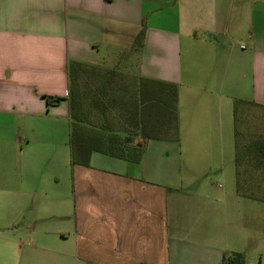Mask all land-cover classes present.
I'll return each mask as SVG.
<instances>
[{"label": "crops", "instance_id": "crops-1", "mask_svg": "<svg viewBox=\"0 0 264 264\" xmlns=\"http://www.w3.org/2000/svg\"><path fill=\"white\" fill-rule=\"evenodd\" d=\"M100 52L127 56L113 71L135 94L140 78L177 88L176 138L134 137L138 162L71 163L68 64L110 71ZM234 102L264 110V0H0V264H264L243 204L264 206V170L238 188ZM232 160L217 195L208 173Z\"/></svg>", "mask_w": 264, "mask_h": 264}, {"label": "trees", "instance_id": "trees-1", "mask_svg": "<svg viewBox=\"0 0 264 264\" xmlns=\"http://www.w3.org/2000/svg\"><path fill=\"white\" fill-rule=\"evenodd\" d=\"M141 37L140 33L136 43ZM79 78L88 86L85 93L78 87ZM136 87L135 94L113 70L105 71L77 62L68 64V103L72 119L69 147L73 165L88 166L90 155L97 152L138 162L142 143L132 146L134 137H141L143 142L176 138V86L140 78ZM45 99L48 105L62 100L59 97ZM241 105L245 104L234 102L233 106L234 163L240 189L246 183L242 180L243 174L264 170V132L243 135L236 129L237 110ZM221 264H245V258L241 253L225 251Z\"/></svg>", "mask_w": 264, "mask_h": 264}, {"label": "rangeland", "instance_id": "rangeland-1", "mask_svg": "<svg viewBox=\"0 0 264 264\" xmlns=\"http://www.w3.org/2000/svg\"><path fill=\"white\" fill-rule=\"evenodd\" d=\"M121 58V61L119 63V60L114 61L116 58ZM97 61L99 63L103 62V65L100 64L101 67L109 68L110 70L118 69L120 71L129 73V66L127 67V56L124 54H116L115 56L106 55L103 52H100L97 57ZM105 65V66H104ZM115 66V67H114ZM89 80V79H87ZM78 87L81 92L85 93L88 89V86L85 84L82 79L79 78V84ZM230 118H231V125L232 130L234 125L233 122V112H230ZM99 125V123H97ZM236 129L243 133V135L247 134H262L264 132V110L252 108L248 105H241L238 107L237 110V121H236ZM246 140L248 138L246 137ZM165 146V151L163 150L164 156L168 155L170 157L172 153H170L169 149L170 147ZM169 146V145H168ZM166 157V156H165ZM234 157V146L232 145V158ZM172 160V159H171ZM216 170H213L208 173V179H207V187L214 186L215 193L218 195L224 194L228 189H231L232 187H235V178H234V164L233 160L232 163L227 165L226 164L222 167V171L227 172L228 176L226 175L224 177H218L219 179L216 180L215 177L220 175V169L221 166L216 165ZM256 199H262V198H256ZM244 208L245 212H250L254 215V222L259 228L261 229V226L264 222V206L256 201L252 200H245L244 201ZM227 207L224 206V210ZM223 209V208H222ZM222 211V210H221ZM224 212V211H222ZM262 233L259 232V234L255 237L257 239L256 245L252 249L253 255L252 259L258 262V260L264 261V238L261 235ZM26 244V242H25ZM250 257V254L248 255ZM53 264L58 263L62 264L60 262H52ZM14 264H48L46 261L39 260V258H32V261H27L25 257L19 258L18 254L15 255Z\"/></svg>", "mask_w": 264, "mask_h": 264}]
</instances>
